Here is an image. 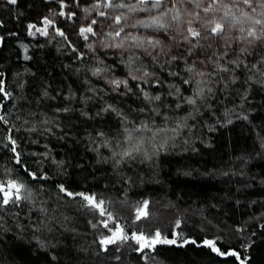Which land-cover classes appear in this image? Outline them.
I'll return each instance as SVG.
<instances>
[{"label": "trees", "instance_id": "obj_1", "mask_svg": "<svg viewBox=\"0 0 264 264\" xmlns=\"http://www.w3.org/2000/svg\"><path fill=\"white\" fill-rule=\"evenodd\" d=\"M60 11L59 0H18L17 5L0 0V73L13 94L11 99L0 96L4 104L0 114L8 120V124L0 122V179H6L10 169L11 176L24 178L34 193L33 203L0 210V264H240L234 256L198 246L206 239L216 240L221 252L236 251L247 264H264V86L248 80L249 76L260 80L258 73L241 67L233 74L234 82L231 75L220 74L228 77L227 88L212 81L202 85L206 99L198 101V111L187 104L176 108L177 98L165 96L172 107L153 116L156 124L163 123L161 117L166 113L169 127L177 121L185 126L177 133L168 132L163 147L162 137H157L155 149L146 144L150 154L158 150L149 159L138 156L116 164L109 149H95L102 139L97 136L100 131L113 138V143L114 138L122 139L119 117L111 112L95 114L113 104L132 119H144L146 114L130 109L144 107L145 101L136 94L137 81L129 79L133 92L121 96L103 78L92 75L89 69L98 60L113 68L107 75L118 79H127L128 69L111 50L89 52L56 14ZM52 13L55 24L71 34L78 51H70L61 40L28 34V24L40 27L42 18ZM78 52L83 59L76 58ZM211 53L193 50L187 59L191 62ZM26 55L31 59H25ZM260 56L264 48L257 47L248 63ZM141 61L145 70L160 73L150 57ZM183 68L182 62L171 65L173 71ZM161 79L180 83L166 72ZM145 87L152 94L168 91L167 86ZM208 87L213 89L210 94ZM185 88L181 92L190 94ZM87 97L92 99L83 103ZM65 106L71 110L57 111ZM229 118L232 123L227 124ZM8 135L17 140L24 167L49 179L33 181L24 173L10 146L5 147ZM61 184L73 193L103 198L106 213L113 219L87 207L79 197L61 193ZM138 212L147 215L137 218ZM119 229L129 237L126 241L101 244V239ZM157 230L162 238L177 240V245L184 240L196 243H158L154 249L141 250L131 238L133 233L154 236ZM249 243L251 247H246Z\"/></svg>", "mask_w": 264, "mask_h": 264}, {"label": "snow or ice", "instance_id": "obj_2", "mask_svg": "<svg viewBox=\"0 0 264 264\" xmlns=\"http://www.w3.org/2000/svg\"><path fill=\"white\" fill-rule=\"evenodd\" d=\"M61 9L69 7L65 0H59ZM10 5H17L18 0H7ZM76 6L79 5V0H74ZM171 5L170 7L168 5ZM105 7L111 9H127L128 13L143 12L147 13L146 19L137 18L134 23L129 25L132 29H145L151 30L154 35L126 32L124 21L129 17L124 13L115 15L112 17L114 24L109 25L113 28V31H109L106 35L112 37L111 41L102 40L103 47H110L113 49H119L120 56L128 68L127 79H108L105 74L113 70L112 67L104 65L103 60H98L97 66L89 69L92 75L106 79V82L111 86L112 91L117 92L119 95L124 96L133 92V89L129 86V79L137 81V95L143 101L145 106H137L130 111H138L141 114H146L144 119H132L129 115L125 114L122 110L114 106L113 104H107L103 106L96 116H100L102 113L111 112L119 117V128L122 133L121 138H106L103 131L97 133V136L102 138L99 141V145L95 149L99 152V149H109L111 158L116 164H120L123 160H135L138 156H142L144 159H149L151 155L158 154V150L153 153H149L146 144H151L155 149V141L157 137H162L161 147L167 142V133H177L183 126L182 121H177L174 127L168 126V116L166 113L162 115V121L160 125L156 124L153 116H161V110L165 108H171L164 99L165 96H173L177 98L175 104L176 108L181 107L182 104L191 106V109L198 111L200 104L203 103L205 97V87L210 81L216 84H223L227 88L230 82L228 77L220 75L226 73L231 75V82H234L236 77L233 75L236 70L243 67L249 72L258 73L261 77L260 80H255L254 76H249L248 80L259 83L264 86V56H260L257 60H254L251 64L248 63V57L253 56V52L257 47L264 48V0H106ZM100 5H93L91 9L84 8L85 13L95 11ZM153 10L156 11V15H153ZM57 15L72 21L76 13L72 11L65 12L61 10L56 13ZM99 16L108 17V13L99 12ZM43 27H38L34 23L28 24V34L35 36L36 33L45 37L50 36L49 28H53L56 35L63 38L70 51H78L72 42L68 39L67 34L60 28H56L53 19L49 16H45L41 20ZM97 24L96 19H92L86 26H78V34L83 37L85 41H89V36L96 37L99 33L94 29V25ZM114 25H120L119 28H114ZM35 29V31H33ZM170 32H174L175 35H169ZM233 32L238 35H232ZM124 33L122 39L117 40V37ZM168 39V43L164 42V39ZM177 36L180 37L177 40ZM222 43L218 44L212 51L211 55L206 60L193 59L191 62L187 59L188 56L193 54V50L197 48H212L213 44L217 41ZM207 41L208 43H202ZM3 42V37L0 36V43ZM127 43V47H126ZM94 41H89L88 47L94 51ZM180 44H186L187 47L179 52V54H172L171 49L174 46ZM238 47L233 48V45ZM25 51H27V46ZM168 52H165V49ZM251 49V51H250ZM127 53V56H124ZM187 54V55H185ZM147 55L151 57L154 65L160 67V73L155 71L145 70L146 65L141 61V57ZM164 58L161 60V58ZM77 59H83V53L77 54ZM25 59H31L29 56H25ZM137 61H141L137 63ZM176 62H182L184 68L181 71L171 70V65ZM199 63V67H197ZM212 67L209 70L208 65ZM167 65V68H165ZM167 73V76L179 79L180 83H173L167 79H161L162 73ZM135 73H140L136 75ZM187 73V75H184ZM3 73H0V96L4 99H11L13 94L7 91L3 84ZM216 77H219L216 79ZM151 85L157 89L162 86H167L168 91L166 93L152 94L145 85ZM186 86L185 91L190 92L186 95L181 92V87ZM23 87V85H21ZM93 93L96 89L91 90ZM211 87L207 88V93H212ZM44 96L48 95L47 90L43 93ZM74 96V93H70ZM68 99L69 97H65ZM246 98V96H245ZM92 97L82 98L83 103H87ZM4 109V104L0 103V111ZM71 109L65 106L57 111L69 112ZM88 115L87 113H82ZM151 114V115H147ZM191 114V113H190ZM227 116V114H226ZM91 118V117H90ZM244 116L243 119H247ZM19 119V117H18ZM186 119V118H185ZM0 122L8 124L6 114H0ZM24 123H28L24 120ZM227 124L232 123L231 119L226 120ZM31 130V129H30ZM7 144L5 147H9V151L13 154L15 163L23 168L24 173L31 178V180H47L49 177L41 173L39 176L36 171H30L27 167H24L21 160V152L18 151L17 140L12 136L6 137ZM34 155H36L34 153ZM45 157L48 153L41 154ZM120 157V159H116ZM107 159L108 157H104ZM58 166L63 165V161H53ZM59 190L69 197H79L86 202V206L98 210L101 216L107 214L108 220H112L113 217L110 213H106L104 208L105 200L103 198H97L93 194H87L84 192L73 193L64 187L63 184L59 185ZM33 189L29 183L22 177L11 176V170H8V177L6 179H0V210L8 209L11 205L12 209H20L22 205L33 203ZM144 207H147L145 202ZM44 211V209H41ZM14 215L18 216L19 212H14ZM147 215V213L138 212L139 216ZM103 226L108 228V223L102 221ZM179 227V223H177ZM179 235V234H177ZM129 237L123 232V229L113 231L111 237L101 239V244H111L117 241H126ZM136 243L140 244L142 249H154L156 244H170L177 245V240L162 238V234L159 230L155 231L154 236H146L143 233H133L131 236ZM188 243L195 244V241L184 240L177 246H184ZM207 246L213 252L221 256H234L240 260V264H247L246 259H240L239 254L232 251L221 252L216 247V240H204L202 245ZM246 247H251L249 243Z\"/></svg>", "mask_w": 264, "mask_h": 264}, {"label": "rangeland", "instance_id": "obj_3", "mask_svg": "<svg viewBox=\"0 0 264 264\" xmlns=\"http://www.w3.org/2000/svg\"><path fill=\"white\" fill-rule=\"evenodd\" d=\"M47 1H49V2H55L56 0H47ZM117 2H118V0H117ZM133 2H135V0H133ZM65 3H67V1H65ZM105 3H106V0H89L88 1V4H86V5H81L79 3L80 6H76L75 3H73V4H69L68 3L69 4V7L68 8L61 9V10L65 11V12L72 11V12H75L76 13V15H75V17L73 18L72 21H69V20H67L64 17H62V18H63L65 24L67 25L68 29H70V30L73 29L74 32H75V35L78 37V39L80 41H82V42L85 43V46L89 50V52L92 53V52H94L96 50H111L112 52L115 53V55H117L118 57H121L120 56V51L121 50H119V49H113V48H110V47H103L102 44H101V41L102 40H107V41H111L112 40V37H108L106 34L109 31H113V28H110L109 27V25H113L114 24L112 17H114L115 15H120L121 13H124L126 16L129 17L126 21H124V26H125V31L126 32H129L130 31V32H133L134 34L135 33H140L142 35H144V34L154 35V33H152L151 30H145V29H142V28L141 29H132V28L129 27V25H131L132 23H134L137 18H139V19H146L147 16H148L147 13H143V12L128 13L127 12V9H111V8L105 7L104 6ZM93 5H100V7L97 10H95V11H91L90 13H85L83 11L84 8L91 9L93 7ZM168 6L170 7L171 5L169 4ZM101 11L108 13V17L105 18V17L99 16L98 13L101 12ZM152 14L153 15H156L157 13H156L155 10H153V13ZM55 16H56L55 13H52V14L49 15V17L51 19H53V21H54V17ZM92 19H96L97 20V24L94 25L93 27L99 33V35H97L96 37L89 36V41H94V44H93L94 51L89 49V47H88L89 41H85L83 39V37L78 34V26H80V25L86 26ZM54 25H55L56 28H59L55 24V22H54ZM40 27H43V25L41 24ZM119 27H120V25H114V28H119ZM34 31H35V29H34ZM64 32L67 34L68 39L70 40L71 39V34H69L66 31H64ZM49 33H50V36H48V37H45L43 35H40L39 33H36V36L42 37V39L49 40V41L56 40V39L63 41V38L62 37H60V36H58V35L55 34L53 28H49ZM169 35L170 36L171 35H175V33L174 32H170ZM232 35H238V33L233 32ZM123 36H124V33H121V36L120 37H117L116 39L117 40H120V39L123 38ZM161 38L164 39V42L166 44L168 43V39L167 38H165L163 36ZM179 39H180V37L177 36V40H179ZM63 42H65V41H63ZM202 43H208V42L207 41H204ZM220 43H222V42L219 41V40H217L213 44V47L212 48H197L194 51H198V52H212L216 48V46L218 44H220ZM183 46L187 47L186 44H180L178 46L172 47L171 53L172 54H175L176 51L179 48L183 47ZM233 46H237L238 47V45H235V44ZM126 47H127V43H126ZM165 52H168V49L167 48L165 49ZM124 56H127V53H124ZM145 57H149V56L144 55L141 58H145ZM161 59H164V58L162 57ZM199 59L206 60L207 58L206 57L205 58L204 57H199ZM199 66H200L199 63H197V67H199ZM210 66H211V64L208 65L209 70H210ZM135 74L136 75H139L140 73H135ZM105 76L108 79L115 78V77H112V76L107 75V74H105ZM103 80L106 81V79H103ZM105 245H107V244H105Z\"/></svg>", "mask_w": 264, "mask_h": 264}]
</instances>
